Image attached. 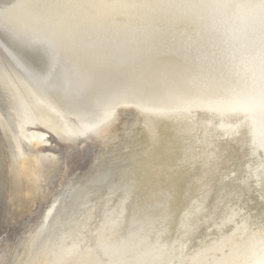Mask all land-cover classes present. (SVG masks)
<instances>
[{
  "label": "bare ground",
  "instance_id": "obj_1",
  "mask_svg": "<svg viewBox=\"0 0 264 264\" xmlns=\"http://www.w3.org/2000/svg\"><path fill=\"white\" fill-rule=\"evenodd\" d=\"M77 2L130 5L143 0ZM187 2L201 6L162 10L100 7L69 14L70 18L61 25L69 34L68 47L76 41L87 47L118 48L143 38L145 23L154 16H183L187 23L180 29L183 35L179 39L198 49V70L227 73L226 87L218 97L203 99L192 95L185 97L184 102L175 98L165 101L170 107L187 108L192 100H197L191 117L174 120L169 133L176 138L180 158L195 165L190 199L169 224L167 211L173 199L169 193L150 204L148 214L133 218L126 197L119 188L110 187L113 181L93 183L104 177L114 155H119L122 163L135 168L145 180H152L162 168H167L155 118L136 108H117V112L124 113L120 135L107 143L89 138L80 144L81 159L96 149L87 170L77 181L64 183L54 193L49 190L60 177L63 160L79 144L58 143V137L49 135L43 123L34 122L36 113L44 123L71 130L78 120L98 123L112 101L101 94L92 109L79 116L52 101L50 93L38 87L35 73L47 70L50 49L46 37L54 22L38 13L32 0H0V126L9 143L14 196L46 204L33 220L24 222L17 243L2 249L0 264L264 261V234L256 226L262 212L264 173L260 156L264 152V26L259 8L262 0ZM173 43L177 50L162 54L160 61L177 66L182 64L184 53L178 50L179 43ZM186 84L194 87L191 77H186ZM239 101L243 102V112L234 111ZM21 114L27 121L22 129ZM41 136L49 143H40ZM237 137L243 138L239 151L230 144ZM76 139L82 141L84 137ZM52 141L68 148L56 150ZM221 151L227 153L225 167L220 169L222 175L214 171ZM217 199L220 209L208 215ZM241 204L244 207L237 212Z\"/></svg>",
  "mask_w": 264,
  "mask_h": 264
},
{
  "label": "snow or ice",
  "instance_id": "obj_2",
  "mask_svg": "<svg viewBox=\"0 0 264 264\" xmlns=\"http://www.w3.org/2000/svg\"><path fill=\"white\" fill-rule=\"evenodd\" d=\"M32 4L38 13L47 15L48 19L54 22L46 37L50 49L47 70L35 73L38 87L46 89L52 101L61 108L78 116L80 113L90 111L101 94L109 96L112 101L98 123L78 120L73 129L61 130L44 123L39 112L36 113L34 122L43 123V128L49 135L58 137V143L82 144L89 138L107 143L112 137L120 135L118 129L124 113L117 112V108H136L141 112L150 113L155 118L159 138L164 144L163 159L167 163V168H162L152 180H145L137 174L135 168L122 163L119 155H114L112 166L105 172L104 177L97 178L93 183L99 185L108 180L113 181L110 187L119 188L126 197L133 218L148 214L150 204L163 194L169 193L173 199L170 201L171 207L167 211V217L169 224L173 223L181 206L190 199L195 165L180 158L181 150L177 146L176 138L169 133L173 130L174 120L191 117L192 107L197 100H192L191 106L187 108L170 107L165 101L175 98L184 102L185 97L192 95L198 98L202 96L203 99L218 97L226 87L227 73L209 74L198 70L200 68L198 49L179 39V36L183 35L180 29L187 23L183 16H154L146 21L143 38L118 48L87 47L76 41H72L68 47L66 39L69 34L61 25L70 18L69 14L100 7L162 10L201 5L187 0H143L141 3L130 5H98L77 0H32ZM259 8L264 26V0ZM153 37L159 39L155 40ZM173 40L180 44L178 50L184 53L182 64L177 66L160 61L162 54H168L170 49L177 50ZM72 52L76 54L73 55ZM186 77L192 78L194 87L186 84ZM237 103L234 111H245L243 102ZM261 107L264 110V93L261 96ZM26 122L24 114H21L19 117L21 129ZM77 137H84V140H77ZM39 139L42 144L49 143L44 136ZM230 144L239 151L243 138L237 137ZM260 156L264 161V152H261ZM225 161L227 153L218 152L217 167L214 171L222 175L220 169L225 167ZM117 179L118 184L115 183ZM203 191L206 196L207 190ZM261 201L262 212L256 226L264 234V173L261 177ZM220 207V199H217L215 205L209 207L208 215H214ZM242 207H244L242 204L239 205L237 212ZM261 264H264V261Z\"/></svg>",
  "mask_w": 264,
  "mask_h": 264
},
{
  "label": "rangeland",
  "instance_id": "obj_3",
  "mask_svg": "<svg viewBox=\"0 0 264 264\" xmlns=\"http://www.w3.org/2000/svg\"><path fill=\"white\" fill-rule=\"evenodd\" d=\"M1 127V126H0ZM5 138H4V136ZM7 137L0 128V252L9 245L17 243L18 237L23 232L24 222L33 220L37 216V212L46 204L45 202H30L27 198L20 196L18 199L14 196L15 187L9 173L10 148L7 143ZM9 142V141H8ZM53 148L56 150H66L68 145L57 144L52 141ZM66 145V146H65ZM66 147V148H65ZM80 144L75 146L67 154V158L63 160L65 166L60 169L54 184L49 186L51 192H55L61 185L70 181H77L87 170L92 157L96 153V149H92V153L88 158H82ZM9 148V151H8ZM62 148V149H61ZM86 159V160H85ZM63 173V174H62ZM62 174V175H61ZM14 242V243H13Z\"/></svg>",
  "mask_w": 264,
  "mask_h": 264
}]
</instances>
